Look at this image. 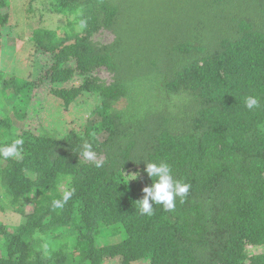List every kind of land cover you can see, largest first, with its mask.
Listing matches in <instances>:
<instances>
[{
	"label": "trees",
	"instance_id": "obj_1",
	"mask_svg": "<svg viewBox=\"0 0 264 264\" xmlns=\"http://www.w3.org/2000/svg\"><path fill=\"white\" fill-rule=\"evenodd\" d=\"M32 1L72 18L63 35L32 32L51 55V97L66 110L93 98L94 119L63 136L19 132L0 107V147L24 141L0 156V200L24 218L14 233L0 227V264H264L250 251L264 249V0ZM10 7L0 0V44ZM0 87L20 121L38 112L34 81ZM250 95L258 108L245 107ZM85 142L95 161L80 155ZM142 160L169 163L191 185L184 202L141 215ZM104 230L120 241L100 243Z\"/></svg>",
	"mask_w": 264,
	"mask_h": 264
},
{
	"label": "rangeland",
	"instance_id": "obj_2",
	"mask_svg": "<svg viewBox=\"0 0 264 264\" xmlns=\"http://www.w3.org/2000/svg\"><path fill=\"white\" fill-rule=\"evenodd\" d=\"M40 7L36 1L32 0H11L9 23L0 44V83L2 78L34 81L37 87L33 91L32 102H40L38 112L35 113L30 110L26 118L20 121L11 110L12 101H5L2 105L1 89L0 107L4 106V109L10 110L9 117L13 121L17 120L16 125L19 127V132L25 130L36 132L40 128H44L49 130L50 134L63 136L73 129L83 130L87 124L93 122L94 118H90V110L94 105V99L87 98V102L86 100L79 101L66 110L61 108L59 99L51 97L50 90L52 86L45 79L46 70L52 64L51 55L37 48L35 49L30 41L33 35L32 32L36 29L46 28L61 32L60 35H63L65 31H72L68 26L69 19L72 20V18L59 14H40L38 11ZM77 30L79 31L78 26H76ZM108 37L110 40L108 35H104L102 38L106 40ZM12 100L15 101L16 106L23 105L22 101L19 102L17 96H13ZM60 190L63 191V186L60 187ZM0 202L4 204L5 208L2 210L0 207V227L4 226L7 232L14 233L19 229V225L24 221V218L10 207L8 200L3 199ZM33 208L34 204L27 202L25 205L26 214L31 213ZM120 230L123 233L121 228ZM110 233L104 230L101 234L100 243L109 245L120 241L119 234L115 236L114 233ZM45 241H48V237ZM250 251L251 253H262L264 249L250 248ZM107 264H120V259H115L113 262L108 261ZM134 264H149V262L138 261Z\"/></svg>",
	"mask_w": 264,
	"mask_h": 264
},
{
	"label": "clouds",
	"instance_id": "obj_3",
	"mask_svg": "<svg viewBox=\"0 0 264 264\" xmlns=\"http://www.w3.org/2000/svg\"><path fill=\"white\" fill-rule=\"evenodd\" d=\"M244 105L249 110L258 108L260 106V99L256 96H247L245 97ZM23 143V139L17 138L11 144L0 147V156L4 158L18 156V146L23 145ZM80 155L86 161L96 160V153L92 150V146L86 142L82 145ZM144 163V171L147 176L152 179V183L150 186H146L142 189L144 195L142 199L136 202L137 209L141 215L146 214L151 216L153 214L154 205H162L165 210H172L175 208L177 198L181 203L184 202L188 197L191 185L184 182L182 179H176L169 163L163 160L144 161ZM96 166L100 167L101 164L97 163ZM133 175L135 176L134 179H136L139 174L136 173ZM72 195V191H64L62 197L63 202H67ZM53 204L57 208L62 207L61 200H54Z\"/></svg>",
	"mask_w": 264,
	"mask_h": 264
}]
</instances>
